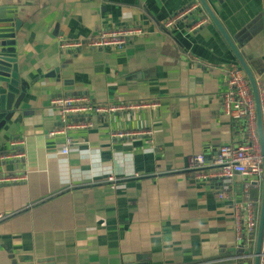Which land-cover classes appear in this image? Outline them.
<instances>
[{
    "label": "crops",
    "instance_id": "obj_1",
    "mask_svg": "<svg viewBox=\"0 0 264 264\" xmlns=\"http://www.w3.org/2000/svg\"><path fill=\"white\" fill-rule=\"evenodd\" d=\"M207 1L264 84V0H221L219 12L215 0ZM188 6L187 0H0L3 13L20 23L23 82L12 115L0 123V155L19 151L9 147L12 139L24 142L21 160L0 162V178L15 179L0 183V214L12 216L0 224V264H9V252L54 264H250L234 231V204L246 199L240 178L202 182L185 170L191 156L208 161L221 146L249 145L247 126L220 110L227 70L238 65L219 33L210 24L190 28L193 16L161 30ZM203 15L199 10L194 19ZM121 27L145 35L120 51L59 49L62 41L85 42ZM82 95L99 104L157 107L83 118L90 128L74 132L63 156V137H48L59 126L49 102ZM119 133L136 136L125 143L114 137ZM134 172L154 183L128 181L114 192L102 184Z\"/></svg>",
    "mask_w": 264,
    "mask_h": 264
},
{
    "label": "built area",
    "instance_id": "obj_2",
    "mask_svg": "<svg viewBox=\"0 0 264 264\" xmlns=\"http://www.w3.org/2000/svg\"><path fill=\"white\" fill-rule=\"evenodd\" d=\"M197 4L188 6L182 12L167 19L162 25L161 30L166 31L176 28L179 24L187 22L192 13L198 9ZM203 24V23H201ZM199 25V24H197ZM195 25V26H197ZM194 27V26H192ZM190 27V28H192ZM192 30H195L193 28ZM144 31L139 27H121L111 31L97 33L95 37L85 42H76L67 44L62 41L59 43L60 51L69 48L91 51H120L129 40L144 36ZM260 106L262 111V126L264 134V84L259 85ZM220 110L223 115L244 123L248 128L249 145L240 146L224 145L218 148L217 152L210 160H206L204 155H194L186 161V171L194 172L196 179L207 182L212 178L231 182L234 176L241 180L240 188L246 199L237 202L233 207V222L236 236V244L241 253H244L243 259L253 261L254 253H247L255 245V217L254 203L247 199L251 189H257L262 180V157L256 135V111L253 95L250 86L238 66H232L227 70L225 84L222 89V95L219 100ZM50 111L55 115L59 126L48 133V137L54 138L61 136L64 139V146L60 150L61 155H66L73 144L72 135L74 132L90 128L89 122L83 118L94 117L98 115L114 114L124 111H140L145 109H155L156 102H113L106 101L103 104L93 102L88 96H57L50 100ZM80 118V120H76ZM136 134H115L114 137L124 140ZM24 142L19 138L10 141L9 147L17 148L19 151L14 155H0V162L8 159L23 158L20 149ZM144 180L148 185L154 183V179L147 176L131 173L127 176H107L102 184L106 185L110 192H114L128 181ZM13 178H0V183L14 182ZM94 185V183L92 184ZM219 200L224 199V195L218 196ZM11 215L0 214V224L10 219ZM239 254V253H238ZM239 257L235 260L238 261ZM205 264V263H199ZM259 264H264V237L262 241Z\"/></svg>",
    "mask_w": 264,
    "mask_h": 264
},
{
    "label": "water",
    "instance_id": "obj_3",
    "mask_svg": "<svg viewBox=\"0 0 264 264\" xmlns=\"http://www.w3.org/2000/svg\"><path fill=\"white\" fill-rule=\"evenodd\" d=\"M190 6L195 2L199 5L193 13V20L190 27L200 24L199 28L203 29L207 25H212L219 33L224 43L227 45L239 69L244 74L255 103L256 111V135L262 157V180H261V202L259 210V219L257 224V233L254 245V257L252 264H259V256L264 237V134L262 126V111L260 106L259 85L256 78L250 71L246 60L240 54L238 48L234 44L232 38L222 26L218 18L213 14L207 0H187ZM214 8L219 12L221 0H215ZM199 10L204 12L203 16L194 17ZM0 9V123L8 120L14 111L16 101L22 96L23 82L20 74V63L18 61V48L16 34L20 31V23L15 16L3 13ZM191 16V17H192ZM1 127V124H0ZM9 264H54L51 259L35 258L31 254H17L16 252H9ZM128 262L125 264H131Z\"/></svg>",
    "mask_w": 264,
    "mask_h": 264
},
{
    "label": "trees",
    "instance_id": "obj_4",
    "mask_svg": "<svg viewBox=\"0 0 264 264\" xmlns=\"http://www.w3.org/2000/svg\"><path fill=\"white\" fill-rule=\"evenodd\" d=\"M248 200H252L254 202V217H255V232L254 236L256 238L257 233V224L259 219V210H260V202H261V184L257 188L256 192H253L250 190V195L247 197ZM249 253H254V246H252V249L249 251ZM250 264H252V261H250Z\"/></svg>",
    "mask_w": 264,
    "mask_h": 264
}]
</instances>
